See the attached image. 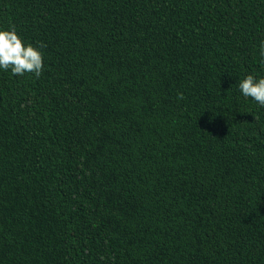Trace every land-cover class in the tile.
Masks as SVG:
<instances>
[{
	"label": "trees",
	"instance_id": "trees-1",
	"mask_svg": "<svg viewBox=\"0 0 264 264\" xmlns=\"http://www.w3.org/2000/svg\"><path fill=\"white\" fill-rule=\"evenodd\" d=\"M10 26L43 71L0 69V264H264V0H0Z\"/></svg>",
	"mask_w": 264,
	"mask_h": 264
},
{
	"label": "clouds",
	"instance_id": "clouds-1",
	"mask_svg": "<svg viewBox=\"0 0 264 264\" xmlns=\"http://www.w3.org/2000/svg\"><path fill=\"white\" fill-rule=\"evenodd\" d=\"M260 56L264 58V43L260 45ZM0 69L11 70L13 75L34 74L37 78L43 71V53L31 44H25L14 26L0 29ZM244 97H251L264 106V78L256 79L249 74L239 82ZM183 99V94H178Z\"/></svg>",
	"mask_w": 264,
	"mask_h": 264
}]
</instances>
